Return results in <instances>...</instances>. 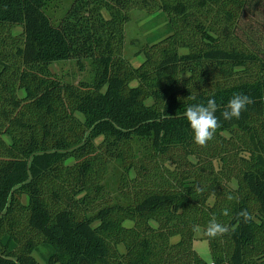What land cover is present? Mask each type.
<instances>
[{
    "label": "trees",
    "instance_id": "obj_1",
    "mask_svg": "<svg viewBox=\"0 0 264 264\" xmlns=\"http://www.w3.org/2000/svg\"><path fill=\"white\" fill-rule=\"evenodd\" d=\"M67 1L0 0V264H264V57L234 33L249 0ZM134 9L166 17L136 67ZM73 56L90 78L55 74ZM236 93L253 103L224 120ZM213 96L201 147L185 111ZM212 214L228 234H204Z\"/></svg>",
    "mask_w": 264,
    "mask_h": 264
},
{
    "label": "rangeland",
    "instance_id": "obj_2",
    "mask_svg": "<svg viewBox=\"0 0 264 264\" xmlns=\"http://www.w3.org/2000/svg\"><path fill=\"white\" fill-rule=\"evenodd\" d=\"M71 10L66 14L71 16L73 8L82 10L77 0L67 1L64 8ZM264 0H249L242 15L238 18L235 26V35L249 49L264 57ZM70 13V14H69ZM63 14V12H62ZM81 16H85L84 9ZM69 25L71 22L68 20ZM166 17L158 12H147L134 9L124 26V54L129 57L131 64L136 67L143 60V54L135 52L147 41L157 40L165 34ZM52 70L62 79L77 83L80 80L91 77V70L88 59L71 57L68 60L54 63ZM118 169L113 167L106 180L110 189L115 188ZM231 185H234L231 183ZM193 249L205 261L210 262V251L207 240L203 238L202 230L197 229L193 240ZM120 250L122 245H118Z\"/></svg>",
    "mask_w": 264,
    "mask_h": 264
},
{
    "label": "clouds",
    "instance_id": "obj_3",
    "mask_svg": "<svg viewBox=\"0 0 264 264\" xmlns=\"http://www.w3.org/2000/svg\"><path fill=\"white\" fill-rule=\"evenodd\" d=\"M195 99V97H191ZM253 103L252 99L246 94L236 93L228 101L226 109L221 113L224 120H232L233 118L239 119L242 111L246 107ZM218 105L214 98H209L206 102L199 104L188 105L185 111V116L190 124V127L194 133V142L204 147L207 143L214 138L217 129L221 126L219 118L215 115L217 112ZM200 191L201 189H197ZM228 201L237 200L238 197L229 193L226 196ZM223 216H229L230 209L224 208L221 210ZM238 217L243 218L244 223L250 222L253 217L247 209L240 211ZM198 226H193V231H196ZM230 225L227 223H221L218 221L216 214H212L211 218L206 226L204 234L210 238L215 239L222 237L230 232Z\"/></svg>",
    "mask_w": 264,
    "mask_h": 264
}]
</instances>
